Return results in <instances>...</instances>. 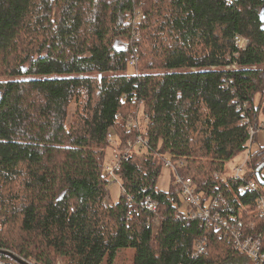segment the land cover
<instances>
[{"label": "trees", "instance_id": "obj_1", "mask_svg": "<svg viewBox=\"0 0 264 264\" xmlns=\"http://www.w3.org/2000/svg\"><path fill=\"white\" fill-rule=\"evenodd\" d=\"M251 129L254 143L264 130V0H0V262L251 264L208 221L183 219L173 182L158 187L170 159L205 200L224 197V214L251 213L257 194L218 178ZM140 137L147 146L136 147ZM116 145L129 152L120 200L107 205ZM263 163L264 147L245 180ZM204 238L207 254L194 256Z\"/></svg>", "mask_w": 264, "mask_h": 264}, {"label": "built area", "instance_id": "obj_2", "mask_svg": "<svg viewBox=\"0 0 264 264\" xmlns=\"http://www.w3.org/2000/svg\"><path fill=\"white\" fill-rule=\"evenodd\" d=\"M139 18L140 14L137 15L136 20L133 19L131 22L136 24ZM135 38L138 39L140 36L136 35ZM236 43L239 47L243 48L246 47L248 41L241 37H237ZM132 65L134 64L132 63ZM147 121L148 119H145V123H147ZM135 124V121H130L128 127L130 128ZM250 133L251 141L249 148L245 151L247 152V155H245L243 161L235 166L233 175L226 174L225 176L221 175L218 178L224 182H229L228 180L230 178L241 181V185L237 192L241 197L248 194H257L251 202V213L248 208L243 207L242 211L238 214H224L221 210L225 201L222 195H218L216 198L207 201L204 199L203 195L197 191L193 179L184 178L179 174L178 167L182 166L181 163L179 166H176L172 160L167 159L165 161V167L174 173V189L176 193L184 198L187 207V214L183 219L194 220L199 218L208 221V225L214 226L216 231L219 232L220 238L228 239L235 251L248 256L251 264H264V185H261L258 180H245L248 162L258 150H253L252 138H254L255 135L254 130L251 129ZM109 141L110 143H114L112 135H109ZM137 144L136 147H145L148 142L140 137L137 140ZM116 149L111 154V157L107 159L105 164V172L113 182H119L117 172L120 169L121 153L129 152L128 147H125L123 150ZM261 178L264 180V169L261 171ZM132 200V197H128L129 203H131ZM144 204V208L153 214L157 212L159 207L158 202L153 200L150 196L145 198ZM129 215L131 216V212ZM249 216H251V221L247 222L246 219H248ZM158 225L159 220L156 219L155 227L157 228ZM207 252L208 239L204 238L197 244L193 255H204L207 254ZM0 264L6 263L1 261Z\"/></svg>", "mask_w": 264, "mask_h": 264}, {"label": "rangeland", "instance_id": "obj_3", "mask_svg": "<svg viewBox=\"0 0 264 264\" xmlns=\"http://www.w3.org/2000/svg\"><path fill=\"white\" fill-rule=\"evenodd\" d=\"M135 72L136 71H134V69L131 68L130 73H135ZM259 99H260V97L257 96L255 99L256 103H259ZM260 144H262L261 141L254 142L252 144L253 150H257L259 148ZM116 148H118V145L115 146V148H112L108 151V153H107L108 159L111 157V154L113 153V151ZM116 150H118V149H116ZM245 155H247V152H244L237 159H235L233 162H231L227 165V175H233L235 166H237L238 164H240L243 161V158L245 157ZM172 182H173L172 181V172L168 168L164 167L162 174H161L159 181H158V187L164 192H170L172 189ZM109 192H110V195L107 197L105 204L113 205V204L117 203L121 197V188H120V185L118 184V182H112V184L109 185Z\"/></svg>", "mask_w": 264, "mask_h": 264}, {"label": "water", "instance_id": "obj_4", "mask_svg": "<svg viewBox=\"0 0 264 264\" xmlns=\"http://www.w3.org/2000/svg\"><path fill=\"white\" fill-rule=\"evenodd\" d=\"M263 169H264V163L261 164V165L257 168V170L255 171V176H256L257 180L259 181V183H260L261 185H264V180L261 178V171H262ZM3 254L6 255L7 257H10L11 259H13V260L16 261V262H19V263H25V262H23L21 259H19L16 255H14L13 253H11V252H4ZM26 264H28V263H26Z\"/></svg>", "mask_w": 264, "mask_h": 264}, {"label": "crops", "instance_id": "obj_5", "mask_svg": "<svg viewBox=\"0 0 264 264\" xmlns=\"http://www.w3.org/2000/svg\"><path fill=\"white\" fill-rule=\"evenodd\" d=\"M257 137H258V140L257 141H261L262 142V144H260L259 148L264 147V130L259 131Z\"/></svg>", "mask_w": 264, "mask_h": 264}]
</instances>
